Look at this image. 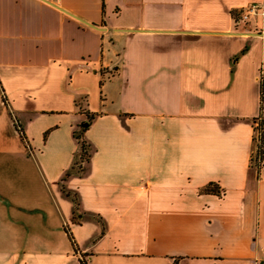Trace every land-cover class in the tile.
<instances>
[{"label":"crops","instance_id":"obj_1","mask_svg":"<svg viewBox=\"0 0 264 264\" xmlns=\"http://www.w3.org/2000/svg\"><path fill=\"white\" fill-rule=\"evenodd\" d=\"M252 1L0 0V264H264Z\"/></svg>","mask_w":264,"mask_h":264},{"label":"trees","instance_id":"obj_2","mask_svg":"<svg viewBox=\"0 0 264 264\" xmlns=\"http://www.w3.org/2000/svg\"><path fill=\"white\" fill-rule=\"evenodd\" d=\"M258 99H259V105H258V115L260 114L261 111V107L264 105V102H261V94L264 93V80H262V75H259V80H258ZM88 113V112H87ZM88 118H92V116H94L93 114L91 115L90 113L88 114ZM258 115L254 118V121L257 120ZM253 121V122H254ZM17 131L19 133V135H21V129L19 127V125L16 123L15 124ZM83 129V128H81ZM253 132L255 130H258L260 132V138L258 139L257 142H255V139L253 137H251V143H252V153H250V157H249V165L250 168L253 169V171L256 172V174L258 173V171L261 169V167L264 165V117L262 118H258L257 121V126L256 128L253 127ZM74 138L77 141L78 144V148L77 150L79 151V158L81 160H86L87 158V154H86V148H87V144L86 142L81 138L80 133H78V135H76L74 133ZM76 165V161L75 164ZM78 168H80L79 165H76ZM202 192H214L216 191L215 187L211 185L210 186H205L203 189H201ZM67 227H64V231L66 233L67 232ZM70 236V235H69ZM80 264H84L82 262V260L79 261Z\"/></svg>","mask_w":264,"mask_h":264},{"label":"built area","instance_id":"obj_3","mask_svg":"<svg viewBox=\"0 0 264 264\" xmlns=\"http://www.w3.org/2000/svg\"><path fill=\"white\" fill-rule=\"evenodd\" d=\"M48 1H51V0H45V2H48ZM253 15L264 17V2H255V1L249 2L244 7L240 8L239 11H237L235 15H232V17L235 23H239V22H247L249 18ZM260 32H264V28L260 29ZM261 75H262V80H264V74H261ZM258 80H259V76H258ZM262 101L264 102V93L261 94V102ZM262 109L264 110V105L261 107V110ZM253 127H255L254 123H253ZM252 137L255 139V142H257L258 139L260 138V132L258 130H255L253 132ZM75 161H76V165H79V166L80 164L83 163V160L79 158L78 150H76L75 152ZM254 173L256 172L254 171Z\"/></svg>","mask_w":264,"mask_h":264},{"label":"rangeland","instance_id":"obj_4","mask_svg":"<svg viewBox=\"0 0 264 264\" xmlns=\"http://www.w3.org/2000/svg\"><path fill=\"white\" fill-rule=\"evenodd\" d=\"M262 117H264V110H263V109L260 111V114L258 115V118H262ZM258 118H257L256 121L253 122L255 127H256V124H257ZM76 135H78V132H76ZM87 148H88V146H87ZM87 148H86V154H87ZM83 162H84V161H83ZM80 165H81V164H80ZM251 170H253V169L251 168Z\"/></svg>","mask_w":264,"mask_h":264}]
</instances>
